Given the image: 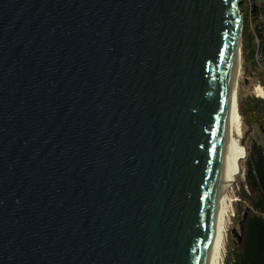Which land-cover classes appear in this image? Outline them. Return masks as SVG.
Wrapping results in <instances>:
<instances>
[{
  "label": "water",
  "instance_id": "95a60500",
  "mask_svg": "<svg viewBox=\"0 0 264 264\" xmlns=\"http://www.w3.org/2000/svg\"><path fill=\"white\" fill-rule=\"evenodd\" d=\"M241 4L0 0V264L203 263Z\"/></svg>",
  "mask_w": 264,
  "mask_h": 264
},
{
  "label": "trees",
  "instance_id": "16d2710c",
  "mask_svg": "<svg viewBox=\"0 0 264 264\" xmlns=\"http://www.w3.org/2000/svg\"><path fill=\"white\" fill-rule=\"evenodd\" d=\"M242 2L243 56L251 66L260 67L264 62V0ZM249 104L257 121L264 125V99L251 98ZM245 169L247 188L242 197L248 206L240 221L243 230L239 240L241 245L234 248L225 264H264V144L253 142L247 148Z\"/></svg>",
  "mask_w": 264,
  "mask_h": 264
},
{
  "label": "bare ground",
  "instance_id": "6f19581e",
  "mask_svg": "<svg viewBox=\"0 0 264 264\" xmlns=\"http://www.w3.org/2000/svg\"><path fill=\"white\" fill-rule=\"evenodd\" d=\"M235 65L230 78L228 98L221 121V138L214 166L213 215L205 244L202 264H223L226 244L229 209L234 201L236 186L244 178L243 161L247 148L242 141L243 120L239 112L238 88L242 69V24L241 19L234 38Z\"/></svg>",
  "mask_w": 264,
  "mask_h": 264
},
{
  "label": "rangeland",
  "instance_id": "374dc122",
  "mask_svg": "<svg viewBox=\"0 0 264 264\" xmlns=\"http://www.w3.org/2000/svg\"><path fill=\"white\" fill-rule=\"evenodd\" d=\"M243 46L244 41H242V69L239 80L238 99L239 109L243 120L242 141L246 148H248L253 142L264 144V134L260 127L261 124L257 121L254 110L249 104L251 98L260 97L264 99V62L260 67L251 66L248 61H245L243 56ZM245 160L242 163L245 176L240 179L238 186H236L235 198L229 209L226 244L223 251V264H225L226 259L232 255L234 248L241 245L239 240L243 234V230L240 221L243 210L248 206V202L242 197L243 190L247 188Z\"/></svg>",
  "mask_w": 264,
  "mask_h": 264
}]
</instances>
